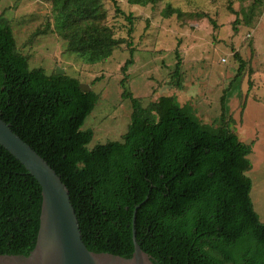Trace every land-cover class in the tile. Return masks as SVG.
I'll return each mask as SVG.
<instances>
[{
    "label": "trees",
    "instance_id": "16d2710c",
    "mask_svg": "<svg viewBox=\"0 0 264 264\" xmlns=\"http://www.w3.org/2000/svg\"><path fill=\"white\" fill-rule=\"evenodd\" d=\"M153 1L126 0L133 6ZM52 3L67 51L88 64L106 60L123 43L94 22L105 17L100 0ZM175 12L167 7L162 15ZM131 19L126 17L130 25ZM129 53L120 68L121 98L132 109L127 131L121 142L88 150L93 133L81 127L98 95L65 74L29 69L0 17V118L66 186L88 251L131 259L132 215L140 205L136 239L154 264H264V223L246 176L253 144L229 129L227 93L218 127L201 123L174 96L144 108L125 87L131 48ZM239 64L236 77L244 68ZM172 76L179 78V62ZM41 202L37 181L0 146V256H28L34 249Z\"/></svg>",
    "mask_w": 264,
    "mask_h": 264
},
{
    "label": "rangeland",
    "instance_id": "374dc122",
    "mask_svg": "<svg viewBox=\"0 0 264 264\" xmlns=\"http://www.w3.org/2000/svg\"><path fill=\"white\" fill-rule=\"evenodd\" d=\"M52 1L0 0V17L8 22L16 51L27 57L29 69L50 75L60 68L98 95L81 127L93 133L87 149L121 142L127 131L132 109L121 98L120 68L131 48L125 87L144 108L159 97L174 96L201 123L218 127L221 97L227 93L229 129L253 144L246 176L253 209L264 223V0H154L146 6L100 0L105 17L94 22L123 43L95 64L67 51ZM167 7L176 12L165 18ZM241 60L244 68L236 77ZM177 62L180 76L174 78Z\"/></svg>",
    "mask_w": 264,
    "mask_h": 264
},
{
    "label": "water",
    "instance_id": "95a60500",
    "mask_svg": "<svg viewBox=\"0 0 264 264\" xmlns=\"http://www.w3.org/2000/svg\"><path fill=\"white\" fill-rule=\"evenodd\" d=\"M57 68L55 75H64ZM80 89L89 92L87 85ZM0 146L12 155L37 181L41 190L39 229L34 249L28 256H0V264H154L137 243L135 221L138 205L132 215L133 255L124 259L87 250L71 204L69 191L55 171L32 148L12 132L0 118ZM147 200V199H146Z\"/></svg>",
    "mask_w": 264,
    "mask_h": 264
}]
</instances>
